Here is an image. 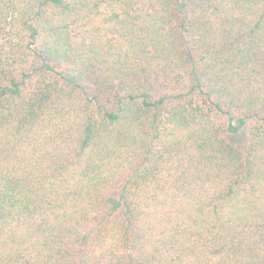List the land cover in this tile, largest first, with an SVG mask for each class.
I'll use <instances>...</instances> for the list:
<instances>
[{"label":"trees","instance_id":"obj_1","mask_svg":"<svg viewBox=\"0 0 264 264\" xmlns=\"http://www.w3.org/2000/svg\"><path fill=\"white\" fill-rule=\"evenodd\" d=\"M0 264H264V0H0Z\"/></svg>","mask_w":264,"mask_h":264}]
</instances>
